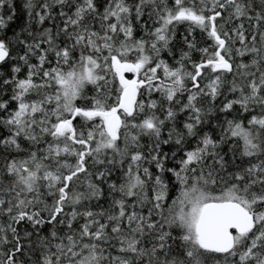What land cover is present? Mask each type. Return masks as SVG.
Segmentation results:
<instances>
[{"label": "snow or ice", "instance_id": "obj_1", "mask_svg": "<svg viewBox=\"0 0 264 264\" xmlns=\"http://www.w3.org/2000/svg\"><path fill=\"white\" fill-rule=\"evenodd\" d=\"M0 264H264V0H0Z\"/></svg>", "mask_w": 264, "mask_h": 264}]
</instances>
